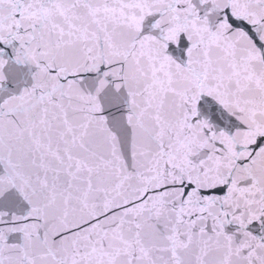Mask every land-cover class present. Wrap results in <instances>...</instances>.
Listing matches in <instances>:
<instances>
[{"label":"snow or ice","instance_id":"1","mask_svg":"<svg viewBox=\"0 0 264 264\" xmlns=\"http://www.w3.org/2000/svg\"><path fill=\"white\" fill-rule=\"evenodd\" d=\"M0 264H264V0H0Z\"/></svg>","mask_w":264,"mask_h":264}]
</instances>
